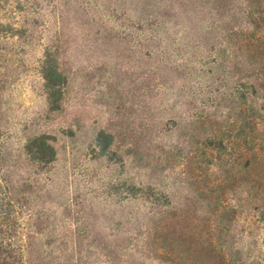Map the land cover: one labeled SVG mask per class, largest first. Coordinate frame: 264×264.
Wrapping results in <instances>:
<instances>
[{"label":"rangeland","instance_id":"rangeland-1","mask_svg":"<svg viewBox=\"0 0 264 264\" xmlns=\"http://www.w3.org/2000/svg\"><path fill=\"white\" fill-rule=\"evenodd\" d=\"M31 13L38 24L49 21L47 37L58 36L67 82L60 109L52 111L41 75V26L32 45L14 47L11 59L0 62V177L18 187L13 216L20 241L51 251L50 264H185L153 252L111 250L114 234L126 235V217L138 206L123 199L124 183L149 185L177 204L206 183L212 197L224 193L232 211L244 199L238 216L222 214L225 240L240 262L264 264V208L238 191L237 172L213 158L210 167L198 163L210 173L199 181L185 160L204 135L192 124L191 98L204 89L214 99L228 84L227 66L212 62L224 45L227 11L191 0H46ZM152 17L164 25L149 40L143 23ZM100 131L114 138L105 151L97 143ZM39 135L54 147L49 163L24 154ZM188 204L200 213L215 209V200ZM74 242L82 249L77 257ZM198 260L188 257L187 264Z\"/></svg>","mask_w":264,"mask_h":264},{"label":"trees","instance_id":"trees-1","mask_svg":"<svg viewBox=\"0 0 264 264\" xmlns=\"http://www.w3.org/2000/svg\"><path fill=\"white\" fill-rule=\"evenodd\" d=\"M45 1L0 0V19L8 20L6 24L0 22V62L11 59L9 53L14 47L22 51L24 46L32 45L34 32L41 26L38 30L42 42L41 75L50 109L57 111L62 103V86L67 82L59 65L60 43L57 35L55 39L47 37L49 21L48 24L46 21L38 24L37 19L30 16L35 7L43 6ZM191 3L210 6L216 13L227 11L220 26L224 45L218 46L219 52L212 62L227 66L224 76L228 84L214 99L213 93L207 91L204 94V89L198 91L197 97L191 98L188 106L194 117L192 124L194 129L204 130V135L198 137V147L185 160L191 162L193 176L199 181L210 174L208 168L213 158L229 164L238 174V191L248 194L252 204L259 203L264 208V0H191ZM39 10L42 9L39 7ZM163 23L156 17L143 23L150 32L149 40L156 37L151 33ZM49 140L47 135L32 137L24 146L27 160L35 164L53 161L55 150ZM113 141V135L104 131L97 135L102 151ZM199 162H206L209 167H202ZM124 185L123 199L135 201L138 206L135 213L126 217V235L114 234L110 246L113 252H153L164 259L182 258L185 264L189 263L188 257L199 259L198 264H244L230 252L224 232L226 219L221 218L222 214L230 212L238 216L236 208L243 207L244 199L239 198L232 211L228 198L222 196L224 193L220 191L221 195L212 197L214 191H208L206 183L193 190L194 196L182 204L175 203L171 195L149 185L131 182ZM16 188L17 185L0 177V264H50L51 251L46 252L42 245L34 248L31 242L22 243L18 238L21 229L13 216ZM215 189H221L220 185ZM189 200H215V209L200 213L193 206L194 209L191 208ZM71 246L72 255L82 254L79 242Z\"/></svg>","mask_w":264,"mask_h":264}]
</instances>
